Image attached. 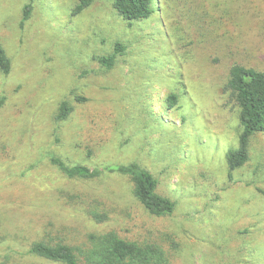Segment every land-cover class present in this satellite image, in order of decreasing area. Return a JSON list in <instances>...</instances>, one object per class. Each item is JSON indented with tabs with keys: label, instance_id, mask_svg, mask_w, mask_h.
I'll return each instance as SVG.
<instances>
[{
	"label": "rangeland",
	"instance_id": "rangeland-1",
	"mask_svg": "<svg viewBox=\"0 0 264 264\" xmlns=\"http://www.w3.org/2000/svg\"><path fill=\"white\" fill-rule=\"evenodd\" d=\"M78 4L0 0L11 59L0 69V264H63L31 254L33 243L83 245L111 230L159 244L168 264H264V131L231 172L242 125L224 91L233 64L264 70V0H157L135 21L113 0L75 14ZM118 42L125 52L108 68L96 57ZM50 154L92 168L137 162L175 210L152 214L130 176L70 177Z\"/></svg>",
	"mask_w": 264,
	"mask_h": 264
},
{
	"label": "trees",
	"instance_id": "trees-1",
	"mask_svg": "<svg viewBox=\"0 0 264 264\" xmlns=\"http://www.w3.org/2000/svg\"><path fill=\"white\" fill-rule=\"evenodd\" d=\"M93 0H79L75 14L82 12ZM118 12L129 21L149 18L155 12L157 0H113ZM32 5L25 6L24 19H28ZM126 47L118 42L116 50L110 55L96 57L102 64L112 68L118 54L124 53ZM0 69L8 74L11 71V59L0 42ZM224 91L239 107L242 131L239 135V148L228 153L230 171L243 166L249 159V144L253 135L264 131V70L235 63L229 71ZM5 98L0 101L3 104ZM171 105L178 101V95L169 97ZM72 111V106L65 101L61 106L58 120H65ZM51 160L70 177L93 178L104 172H116L128 175L135 184L137 199L152 214L163 216L172 214L176 202L157 192L159 180L152 172L139 163L107 164L102 168L84 164L71 165L55 154ZM231 175V174H230ZM96 216H100L97 212ZM102 217V215H101ZM103 220L106 215H103ZM30 253L39 258L63 264H168L169 258L165 250L157 243L140 242L122 237L111 230L103 233H91L83 245L72 244L65 240H37L33 243Z\"/></svg>",
	"mask_w": 264,
	"mask_h": 264
}]
</instances>
